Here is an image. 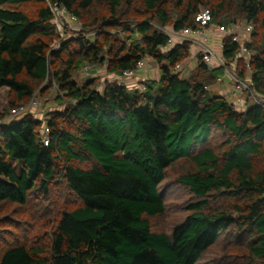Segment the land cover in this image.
Masks as SVG:
<instances>
[{"label":"trees","instance_id":"obj_1","mask_svg":"<svg viewBox=\"0 0 264 264\" xmlns=\"http://www.w3.org/2000/svg\"><path fill=\"white\" fill-rule=\"evenodd\" d=\"M54 4L82 23L75 37L57 32ZM205 9L207 29L253 25L252 56L238 63L264 95V0H0V87L12 109L55 86L62 104L0 123V264H198L218 246L228 253L216 264H264V108L213 90L223 68L160 30L196 29ZM222 43L236 60L240 44ZM151 63L158 80L137 83ZM103 65L102 88L92 70L77 81ZM176 167L185 213L156 229Z\"/></svg>","mask_w":264,"mask_h":264},{"label":"built area","instance_id":"obj_2","mask_svg":"<svg viewBox=\"0 0 264 264\" xmlns=\"http://www.w3.org/2000/svg\"><path fill=\"white\" fill-rule=\"evenodd\" d=\"M54 18L53 23L56 26L57 32L63 38V40L71 38L64 34L66 33L67 28L76 30L77 34L82 30L81 22L73 14H71L65 7L58 4L51 6ZM212 19L211 11L209 9L202 10L196 16L197 28L196 29H183L181 31H175L170 27L160 28L164 33L169 35V45H173L176 42H189L192 44V48L195 51V54H199L202 57L203 62H205L210 67L223 68L224 76L230 79L234 87L240 91V96L237 98V103L248 105L254 103L264 108V95L259 93L253 84L252 81V69L250 64L247 63L246 75L241 76L242 67L239 65V59L250 60L252 56V51L247 47L246 43L250 39V35L253 31V25L247 24L242 25L240 28L237 25L230 27V31L227 33L224 31L223 38L226 36H231L233 40L240 44V50L237 54L236 60H229L223 54V43L219 46H212L208 43V38L205 35L206 29L210 25ZM74 23L72 26L71 23ZM66 28V29H65ZM76 35H74L75 37ZM168 45V46H169ZM55 49L60 48V43L57 42ZM238 63V64H237ZM143 62L138 63V67L143 69ZM181 65H177L176 69H180ZM84 70L87 74L92 70L91 66H85ZM136 71L129 70L123 73L122 78L120 79L121 83H124L129 77L135 76ZM244 95V97H241ZM39 100L34 96L31 102L27 105L21 106L19 108H14L10 110L11 119L21 116L25 112H31L39 106ZM237 106V105H236ZM243 107V106H242ZM248 107V106H247ZM33 112V111H32ZM7 122L6 121H1ZM49 133V129L45 128V134Z\"/></svg>","mask_w":264,"mask_h":264},{"label":"rangeland","instance_id":"obj_3","mask_svg":"<svg viewBox=\"0 0 264 264\" xmlns=\"http://www.w3.org/2000/svg\"><path fill=\"white\" fill-rule=\"evenodd\" d=\"M74 23L77 26L76 22H72L71 25L73 26ZM244 25V24H243ZM240 28L242 27V24L238 25ZM82 27V23H81ZM212 28H220L218 25H211L209 29H206L205 35L208 38V43L211 44L212 46L218 44V38L214 37L213 33H210ZM66 29V28H65ZM83 29V28H82ZM57 30V29H56ZM226 32L228 33L230 31V27L226 26L225 27ZM76 30H73L71 28L66 29V35L68 37H74V35H77ZM79 33V32H78ZM224 33V32H222ZM56 44H54L53 47H56ZM218 46V45H217ZM238 64V63H237ZM198 66V58L191 59L190 61L188 60L184 65H183V77H187L189 73L194 70ZM92 72L91 76H97L99 77V88H102L104 85L105 80L110 79L109 74L106 72V66H97V67H91ZM95 69V70H94ZM90 72L87 74V72L83 69L82 73L76 74V79L79 83H82L84 79L88 77ZM150 80H155L154 78H150ZM158 80V79H157ZM214 90V89H213ZM218 92V91H217ZM58 87L55 86L51 90H46L44 93L42 90H38L35 93V97L39 100V106L33 111L35 115L41 117V119H44L46 116V113L49 109L52 108H59L62 107L61 101L57 100V95H58ZM61 94V93H60ZM239 108H242L243 110L248 106L244 103L242 104H237ZM243 106V107H242ZM12 109L11 106V96H10V89L8 87H0V114H5L6 118L4 121H8L11 119L10 116V110ZM174 171H171L169 173V180H167L166 187L165 189H169V197L167 198L168 203L170 204V208L167 211V214L158 217L154 219L153 226L156 229H162V230H169L172 228L174 225L175 220H179L182 218V216L185 213V209L183 206L185 205L186 201H188V195L186 194V191L179 186H175V173L180 171L178 167L174 168ZM183 171V170H181ZM180 171V172H181ZM167 193V194H168ZM228 253L225 248H221L220 246L213 248L210 252H206L201 260L198 262V264H216L214 262L221 260L222 258H225V255ZM231 264V261H229Z\"/></svg>","mask_w":264,"mask_h":264},{"label":"crops","instance_id":"obj_4","mask_svg":"<svg viewBox=\"0 0 264 264\" xmlns=\"http://www.w3.org/2000/svg\"><path fill=\"white\" fill-rule=\"evenodd\" d=\"M220 28H212V30H210V33L214 34V37L218 38V46L219 44L222 43L223 40V34L222 32L226 31L224 29V27L219 26ZM214 45V46H217ZM192 59H195L194 56ZM218 68V67H216ZM149 77V78H154L155 80L158 79L159 77V69L155 64H149L146 72H141L137 75V83H140V81L142 80V78L144 77ZM139 77V78H138ZM212 89L218 91L221 95L227 97L228 100L232 101L235 105H237V98L238 96H240V91H238L233 83L230 81V79H228L227 77L224 76V73H222L219 78L217 79V83L211 86ZM241 97H244V95H242ZM242 104V103H241ZM248 104V103H247ZM246 104V105H247Z\"/></svg>","mask_w":264,"mask_h":264}]
</instances>
